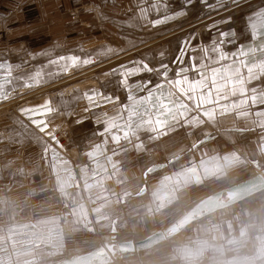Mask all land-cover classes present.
<instances>
[{"label":"crops","instance_id":"1","mask_svg":"<svg viewBox=\"0 0 264 264\" xmlns=\"http://www.w3.org/2000/svg\"><path fill=\"white\" fill-rule=\"evenodd\" d=\"M49 1L40 4L34 0H0V39H11L18 34L16 29H20V34L24 30V39H50L55 35L57 39H65L66 35L71 39H96L97 28L110 33L113 16L107 3L72 0L65 8L64 0ZM143 1L135 0L136 16ZM196 1L177 0L186 7L181 10L186 14L168 21L175 28L144 41L140 48L171 40L180 32L185 38L188 32H206V39H192L194 33L189 39H180L191 46L184 57V65L190 67L189 58L199 56L201 47L210 46V36L217 38L221 31L238 34L235 44L225 46L227 51L252 42L246 17L264 6V0H240L238 5L225 1L217 10L211 8L220 0H208L207 4L200 0V14L189 24L181 25L190 19L195 10L187 7ZM167 2L161 0V7ZM36 11L41 12L40 32L34 30ZM70 29L72 33H66ZM180 54H166L170 78L180 67L175 62ZM189 76L197 78L191 71ZM261 83L264 81L255 82ZM186 103L192 107L191 101ZM214 118L221 124L215 133H207V125ZM166 125L153 123L132 136L131 132L121 133L114 143L112 135L82 136L78 132L71 134L70 143L61 142L60 135L53 143H39L38 138L21 143L25 133L0 132V190L7 186L9 189L4 197L0 192V257L3 252L9 256L0 263L38 264L36 257L48 252L52 253L51 259H45L43 264H60L101 251L107 254V260H94L91 264H264L263 186L252 188L230 207L203 214L151 249L129 255L109 252L113 235L119 242H138L158 231H169L190 218L199 209L198 204L210 200L216 189L218 195L264 174V103L254 101L251 94L229 95L218 103L194 107L182 119L168 124L162 135L159 132ZM194 129L206 134L193 133ZM146 136L154 137L150 142ZM81 138L88 141L85 149L75 146ZM134 141L138 143L133 144ZM80 152L88 156V166L75 159ZM234 180L239 184H234ZM16 227L28 233L11 234ZM70 250L82 253L67 257L64 253Z\"/></svg>","mask_w":264,"mask_h":264},{"label":"rangeland","instance_id":"2","mask_svg":"<svg viewBox=\"0 0 264 264\" xmlns=\"http://www.w3.org/2000/svg\"><path fill=\"white\" fill-rule=\"evenodd\" d=\"M36 1H39L38 3L40 4H48L50 2L49 0H34V2ZM165 1H168L166 14L174 10L181 11L186 8L183 6V3L179 4V2H176L177 0ZM225 1L230 2L231 0ZM54 2H56V0H54ZM143 2L144 6H147L145 5V0ZM154 2L155 0H149V3ZM61 3H63V0H61ZM71 3H73L72 0H64L65 8H67V6H70ZM99 3H107L108 7L110 6L112 12L111 14L113 16V22L110 33L108 29L97 28V35L94 36V38L96 39H89L88 36L81 39H71L67 35L65 39H57V35L53 36L50 39H24V30L22 31V34H20V29H16V31H18V34H14L11 39H0V64L6 63L12 66V73L10 77L11 83L5 86V90L8 92L9 99L5 101H0V105L11 100L12 98L18 99L28 93H32L35 90L47 88V90L44 91L40 96H38L37 98H33L26 105L20 106L19 104H21V102H18L14 105H10L5 111L1 112L0 132L12 130L25 133V137L23 138L21 143H28L33 138H38L39 143H53L56 141L52 139V136L57 137V135L58 137L62 136L61 142L70 143L72 142L71 134L73 132L82 133V136L86 135L87 133L100 134L103 131L105 125L102 121H98L97 117L100 116V114L102 113L107 114L108 116H113L116 114L118 108H121L124 105L128 104L127 89L120 84V80L122 78L118 74H113L114 69H120L121 66L133 67L135 66L136 61L146 62L149 64L150 67L153 68H158L160 64L164 62L169 65L167 60L169 59V56H167L166 54L173 51L181 53V49L184 48L185 40L180 39H189L193 36L192 33H194L192 39H206V37H208L206 36V32H203L202 34L201 31H198L192 33L188 32L185 38L183 35H180V33H182L180 32L177 37L175 36L171 40H166L165 42H159L161 44L156 43L154 45L139 49L144 44V41L147 42L152 39L159 38L164 33H167L175 27L168 25V21L158 27H151V25L145 27L135 24L130 27L129 24L132 21V18L136 17V12L133 11L135 10V0H99ZM187 8H194L195 11L188 17L190 19L181 23V25L189 24L196 18L198 14H200L199 11L201 10V1L197 0ZM259 8L260 7H257L256 10ZM163 13H165V9L164 7H161L160 14L151 12L149 18L151 20H155L157 18L163 19ZM206 13L207 12L203 13V15ZM251 13L252 12H249L248 15H250ZM46 14L47 12H44L45 16ZM53 14L54 16H56V12H54ZM34 15L37 16L36 20L34 21V30L36 32H40L39 27L41 26V12L36 11L34 12ZM178 26H180V23L177 25V27ZM68 31L69 32L66 31V33H72V29ZM191 34L192 36H190ZM241 35L243 38L246 37L245 28L241 30ZM210 39L215 38L210 36ZM109 48L113 50L111 53H108L107 51ZM127 52L132 53L114 62H109L115 57L126 54ZM43 53H49L50 55H42ZM161 53H163V56H161ZM60 56H76L81 61H83L84 59H91L93 60V63L86 66L81 64L78 67H69L67 71H62L59 69L58 65L50 64V60L58 59ZM169 62L174 63L173 60H169ZM103 63L106 64L101 69H98L96 71L94 77H90V79L96 81V86L89 83L86 84L85 76H80L72 80L67 79L70 76L67 75L68 71H70L71 69H74L76 73H80L85 69ZM171 70H174V67ZM36 71H42L45 74L44 79L47 82L41 83L39 86L36 87H25L26 84L33 83L30 78L35 74ZM57 72H59L58 75L56 74ZM106 73H109L110 75H105ZM6 75L7 73L4 70H0V78ZM174 78L175 77H171L170 79ZM148 80L151 81V84H149L148 88H146L143 92L137 93V98L146 96L148 89L155 87L157 83L163 81L160 79V77L157 76L155 72L142 73L141 75L130 76L128 78L129 84L140 83ZM56 83H58L57 86L48 89V86ZM76 84H82L81 86L84 90L79 92L75 88L74 92H69L68 94L64 92L65 88L76 86ZM93 91H99L102 92L104 95H110L114 99L118 98L119 103H106L100 107H90L89 101L85 98V94H91ZM175 94L177 96L179 95L178 92H175ZM46 102H50V106L54 109V111L52 113L47 114L46 123L48 127L45 133H41L31 123L30 120H28L24 115L21 114L20 109L41 106ZM124 115L126 116L127 112H125ZM182 117L183 116H178L177 118L182 119ZM219 124H221V122L217 124L216 119H212L211 122L207 125L208 129L206 130V132H211V134L215 133ZM166 128H168V124L165 126V128H162L159 133L164 135V132L168 130ZM195 132H197L198 135L200 133L206 134L201 129H194L193 133ZM49 133H51V135H49ZM132 134H134V132H131V136ZM108 135L112 134L109 133ZM120 136L121 133L119 134V139ZM147 137L149 136H146L144 138ZM153 137L154 136H150L148 140L151 142ZM134 138L135 135L133 136L132 140ZM102 139L104 140V138ZM119 139L113 138L112 142H118ZM124 140V142H127V139ZM134 142L135 143L133 144L138 143L136 141ZM75 146H77V149H85L89 145L88 141H84L81 138L79 139V141L77 140L75 142ZM78 151L79 150H77V152ZM79 154H82V156H80ZM87 158V155L83 156V152L76 154L75 157L77 161L83 164L82 166L89 165L90 162L87 160ZM84 159H86L87 161L83 162ZM51 171L52 168H48V172L51 173ZM261 176L264 177V174H262ZM232 182L234 184H239L236 180ZM259 186L264 187V184L256 185L253 187V189L259 188ZM1 191L3 193L2 196L4 197L6 191H9L8 186L1 188L0 192ZM218 191L219 189H216V191L211 195L212 197H209L210 200H207V202L205 201L203 203H199L198 208L210 202L211 198H215V196L217 195L216 193ZM228 199V195L224 193L222 201H228ZM18 229L19 227H16V230L11 232V234L28 233L22 229ZM36 232L38 233V231ZM85 237L89 239L93 238L92 236L86 235ZM28 238H30L31 240H36L39 237L35 238L30 236ZM28 238L25 237V239ZM68 238L71 239L70 235H68ZM69 242H72V240H70ZM80 253H82V251L70 250L66 251L64 254H66L67 257H72ZM13 257L16 258V256ZM0 258V261L3 262L4 259H9V256L5 252H3ZM13 261L16 260L14 259ZM2 262L0 264H2ZM5 263L7 262H4V264Z\"/></svg>","mask_w":264,"mask_h":264},{"label":"snow or ice","instance_id":"3","mask_svg":"<svg viewBox=\"0 0 264 264\" xmlns=\"http://www.w3.org/2000/svg\"><path fill=\"white\" fill-rule=\"evenodd\" d=\"M204 3L207 4L208 0H204ZM224 3L225 0H220L219 3L212 5L211 10L223 7ZM232 3L238 5L240 0H232ZM145 5L147 6L138 5L139 15L132 18L130 27L133 24L158 27L186 14L185 11H177L173 15L166 14L167 3H165L163 19L151 20L149 18L151 12L160 14L161 0H155L154 3L145 0ZM246 21L247 29L251 34V43L247 46L241 44L235 51H227L225 46L235 44L238 34L235 31H221L217 38L211 41L210 46L199 49V56L189 58L190 67L184 65V56L187 55V49L191 47L189 42L185 41L184 48L181 49V54L175 61L180 67L175 72L174 79L169 78L170 68L167 63H161L158 68H153L146 62L136 61L133 67L121 66L120 69H114L113 74H118L122 78L120 84L127 89L128 104L118 108L113 116L102 113L97 117V120L105 125L100 135L111 133L114 139H119L120 133L127 135L129 132L142 131L147 125L153 123L160 126L170 124L178 116L188 115L194 107L203 108L218 103L222 99H227L229 95L251 94L254 101L264 103V83L255 84L256 81H264V7L253 11L246 17ZM213 27H218V25H213ZM107 51L111 53L113 50L109 48ZM42 55L50 54L43 53ZM91 63H93L91 59L81 61L76 56H60L58 59L50 60L51 65H58L62 71H67L69 67H78L81 64L86 66ZM0 70L7 73L6 76L0 78V101H5L9 99L5 86L11 83L12 66L3 63L0 64ZM190 71L196 73L197 78H190ZM153 72L163 82L148 89L146 96L137 98V93L148 88L151 81L129 84L128 78ZM56 74L58 75L59 72ZM44 75L42 71H36L30 78L33 83H28L25 87H36L41 83H46ZM249 85L253 86L249 88ZM173 90L179 95L177 96ZM85 98L89 101L90 107L119 103L118 98L114 99L99 91L86 93ZM186 101H191L192 107ZM53 111L50 102L37 107L20 109L21 114L30 120L41 133L46 132L48 127L46 116ZM125 112H127L126 116ZM52 139L54 140L55 137L52 136Z\"/></svg>","mask_w":264,"mask_h":264},{"label":"water","instance_id":"4","mask_svg":"<svg viewBox=\"0 0 264 264\" xmlns=\"http://www.w3.org/2000/svg\"><path fill=\"white\" fill-rule=\"evenodd\" d=\"M264 184L263 177H257L245 183H242L238 187H234L231 189H227L225 191L220 192L213 201L206 203L204 206L199 208L195 213L191 215L190 218L181 222L178 226L173 227L169 231H158L146 239L138 242H119L115 235L112 236V244L108 246L109 252L112 254L121 253L122 255H129L135 252H141L148 249H151L158 244L166 241L168 235L170 233H176L180 228H184L192 221L196 220L198 217L203 214H207L213 211H216L219 208L227 207L234 203L239 197L247 193L256 185ZM226 193L229 197L228 201H222L223 194ZM94 260H99L101 262H105L107 260V254L102 253L101 251H94L87 253L85 255H81L78 257H74L71 259H66L60 264H91Z\"/></svg>","mask_w":264,"mask_h":264},{"label":"bare ground","instance_id":"5","mask_svg":"<svg viewBox=\"0 0 264 264\" xmlns=\"http://www.w3.org/2000/svg\"><path fill=\"white\" fill-rule=\"evenodd\" d=\"M196 25H198V24H196ZM172 35H174V34H172ZM172 35H171V36H172ZM168 37H170V36H168ZM153 43H155V42H152V43L148 44V45L145 46V47L151 46V45H153ZM143 48H144V47H143ZM139 49H142V48H139ZM139 49H138V50H139ZM138 50H137V51H138ZM132 52H134V51H132ZM132 52H127L126 54H123V55H121V56L115 57L114 59L110 60L109 62H114V61H116V60H118V59H120V58H122V57H124V56H128V54H131ZM107 63H108V62H107ZM105 64H106V63L99 64V65H96V66H93V67H91V68L85 69L84 71H82V72H80V73H76V72L74 71V69H71L70 71H68V74H67V75H70V76H69L67 79H68V80H72V79L78 78V77H80V76H85V77H86V80H85V83H86V84L89 83V84H92V85L96 86V84H95L96 81L90 79V77H94L96 71H97L98 69H101ZM68 80H67V81H68ZM93 82H94V83H93ZM58 83H59V82H58ZM58 83H56V84H52V85L48 86V87H49L48 89L54 88L55 86L58 85ZM81 85H82V84H76V86H73V87H67V88L64 89V92L67 93V94H68L69 92H74L75 88H76V90H78L79 92H81V91L84 90L83 87H82ZM46 90H47V88H44V89L42 88V89L35 90V91H33L32 93H28V94L22 96L21 98H18V99H14V98H12L11 100H9V101H7V102H5V103H3V104L0 105V113L3 112V111H5L10 105H14V104H16V103H18V102H21V104H19L20 106L26 105L27 103H29L30 100H32V99L35 98V97L37 98L38 96H40V95H41L44 91H46ZM8 113H9V111H8ZM55 141L57 142L58 140L56 139ZM50 255H52V253H50ZM50 255H49L48 252H45V253L40 254L39 257H36L37 261L40 260V261L38 262V264H43L44 262H46V261H44L45 259H48V258L51 259ZM38 258H39V259H38Z\"/></svg>","mask_w":264,"mask_h":264}]
</instances>
